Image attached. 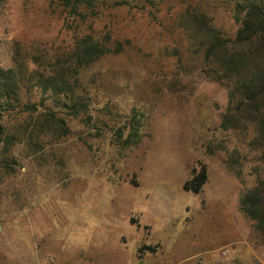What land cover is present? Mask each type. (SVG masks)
Listing matches in <instances>:
<instances>
[{
	"label": "rangeland",
	"instance_id": "rangeland-1",
	"mask_svg": "<svg viewBox=\"0 0 264 264\" xmlns=\"http://www.w3.org/2000/svg\"><path fill=\"white\" fill-rule=\"evenodd\" d=\"M64 2L0 0V68L27 67L18 101L0 111L17 135L0 141V264H264L239 209L255 183L254 132L220 126L227 88L175 25L190 3L232 37L234 1L93 0L76 13ZM86 33L121 49L80 70L88 109L73 118L34 85L32 57L63 53ZM46 109L65 116V133L37 125ZM132 127L136 140L124 145ZM202 169L200 191L183 189Z\"/></svg>",
	"mask_w": 264,
	"mask_h": 264
},
{
	"label": "trees",
	"instance_id": "trees-1",
	"mask_svg": "<svg viewBox=\"0 0 264 264\" xmlns=\"http://www.w3.org/2000/svg\"><path fill=\"white\" fill-rule=\"evenodd\" d=\"M64 1L71 7V13H76L78 5L88 6L93 2ZM233 1L232 16L238 26L232 37L222 35L213 25L211 17L199 5L190 3L179 13L175 25L187 30L191 38L189 45L202 52L205 72L227 88L228 104L221 116L220 126L240 132L252 128L254 132L247 146L257 153L252 166L255 183L241 194L239 209L252 222L253 234L264 245V0ZM120 47L117 40L114 44L110 43L108 36L100 38L86 33L75 38L63 53L47 58L33 55L36 68L30 71V75L34 77V85L43 92L50 91L64 100L63 106L67 108L65 116H85L88 106L78 91L80 70L105 54L118 52ZM46 61L50 63L49 67H43ZM25 69V63L20 67L0 68V111L12 109L18 101L20 83L27 76ZM24 107L37 109L34 104H25ZM42 113L38 126H51L55 132L65 133V116H58L55 111L47 109ZM136 135V129L132 127L122 143H134ZM2 139L8 146L17 139V135L5 133L0 126V141ZM205 180L202 169L185 181L183 189L197 193Z\"/></svg>",
	"mask_w": 264,
	"mask_h": 264
},
{
	"label": "built area",
	"instance_id": "built-area-1",
	"mask_svg": "<svg viewBox=\"0 0 264 264\" xmlns=\"http://www.w3.org/2000/svg\"><path fill=\"white\" fill-rule=\"evenodd\" d=\"M229 254V249L228 248H222L220 250V256L223 258V257H227Z\"/></svg>",
	"mask_w": 264,
	"mask_h": 264
}]
</instances>
